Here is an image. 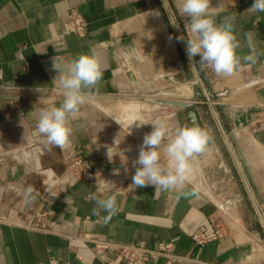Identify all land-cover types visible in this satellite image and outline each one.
<instances>
[{
  "label": "crops",
  "instance_id": "1",
  "mask_svg": "<svg viewBox=\"0 0 264 264\" xmlns=\"http://www.w3.org/2000/svg\"><path fill=\"white\" fill-rule=\"evenodd\" d=\"M253 2L211 0L217 23L236 16L239 54L249 52L244 34L253 35L257 59L242 62L230 77L200 64L218 96L213 100L204 84L207 99L201 101L211 108L216 102L236 106L224 109L225 119L214 113L223 147L209 133L206 151L198 154L202 163L196 176L211 193L191 177L183 191L198 189L199 197L177 199L179 189L155 192L153 186L131 185L135 171L126 169L115 145L99 134L113 130L125 142L141 143L152 125L136 124L157 119L166 122L169 133L174 131L169 115L156 114L154 104L141 95L171 90L176 85L171 79L186 77L184 66L194 80H180V85H198L199 56L190 60L187 54L189 21L180 13V0H0V264H126L114 254L98 256L81 241L68 240L80 234L149 247L172 242L174 252L184 257L173 264H264V13L249 11ZM69 8L84 16V35L63 34L61 16ZM93 46L101 52L103 77L71 122L72 143L63 149L51 146L34 135L38 110L62 102L60 73ZM133 50L135 55H126ZM127 69L135 82L128 81ZM106 111L125 119H113ZM74 156L89 161L93 182L64 181L66 160ZM29 186L30 204L23 196ZM93 192L101 198L116 196L119 211L107 223V213L92 214ZM220 197L225 200L217 203ZM36 210L43 213L46 229L30 228L16 218ZM211 219L219 221L222 235L194 244L191 231L209 227Z\"/></svg>",
  "mask_w": 264,
  "mask_h": 264
},
{
  "label": "clouds",
  "instance_id": "2",
  "mask_svg": "<svg viewBox=\"0 0 264 264\" xmlns=\"http://www.w3.org/2000/svg\"><path fill=\"white\" fill-rule=\"evenodd\" d=\"M180 5L181 15L189 21L186 31L190 35L186 49L190 60L199 56L202 66L211 68L218 76L226 77L238 71L242 62H256L257 50L251 33L244 34L248 54L241 55L238 52L241 42L235 30V15L225 16L217 23V13L211 7V0H180ZM248 10L264 13V0H254ZM126 55L131 57L135 52L133 50ZM103 72L101 52L95 46L75 56L67 69L59 75L62 102L59 105L49 104L38 110L34 135L45 138L47 144L60 149L70 145L73 136L71 122L78 118L81 107L89 101L91 90L102 79ZM42 90L46 89L37 88V92ZM146 124H151L152 130L145 133L138 157L132 161L135 174L132 176L131 185L137 189L153 186L155 192L179 189L177 199L198 198V189H183L193 173L192 159L207 149L210 139L207 131L199 126L185 125L177 127L175 133L169 135L166 122L160 119L152 122L139 121L136 127ZM107 157L112 161L109 148ZM164 160L166 163L162 162ZM99 191L104 192V186ZM32 193V187L25 189V203L32 202ZM89 199L96 205L92 210L93 215L99 217L102 211L107 213L103 217L105 223L119 211L114 195L101 198L93 192Z\"/></svg>",
  "mask_w": 264,
  "mask_h": 264
},
{
  "label": "built area",
  "instance_id": "3",
  "mask_svg": "<svg viewBox=\"0 0 264 264\" xmlns=\"http://www.w3.org/2000/svg\"><path fill=\"white\" fill-rule=\"evenodd\" d=\"M62 32L82 36L85 34L87 22L82 13L76 8H69L61 16ZM68 175L65 178L66 183H73L77 180L93 182L95 179L94 171L89 161L82 156H74L66 160ZM225 199L220 197L217 203H222ZM25 214H17L21 224L30 228L46 229L43 220V213L36 210L32 216L22 218ZM223 230L216 219H211L209 227L198 226L191 231L190 237L194 244L202 245L206 241L220 237ZM70 242L81 241L87 245L98 256L114 254L125 261L126 264H147L150 261L163 259L165 264H173L181 261L184 257L174 252L172 242H158L155 246L149 247L140 242L120 243L109 241L95 235H68ZM226 264V263H223Z\"/></svg>",
  "mask_w": 264,
  "mask_h": 264
},
{
  "label": "water",
  "instance_id": "4",
  "mask_svg": "<svg viewBox=\"0 0 264 264\" xmlns=\"http://www.w3.org/2000/svg\"><path fill=\"white\" fill-rule=\"evenodd\" d=\"M176 48L178 49V46L176 45ZM198 65V72H195V77L197 79L198 85H180V80H183V82L186 81H193L194 75L190 73L188 70L186 71L185 67V73L186 77L183 79H171L174 80L173 82L176 84L174 87L165 92L155 95H141V99L147 102H151L154 104V111L156 114H167L172 115L175 113L181 114L184 116L186 121L188 122L189 126H199L202 129L206 130L208 135L211 133L214 138L216 139L217 143L219 145H222L221 138L219 136V132L215 123V115L214 113H218L220 117H224L223 111L225 108L231 109L235 107L236 105H231L226 102H216L214 106L211 108L208 103H205L201 100L207 99L204 90V93L201 90L204 89V84L206 88L208 89L210 93V97L213 100H217L218 96L215 94L214 87L211 84V81L209 78H207L205 72L203 71L199 61H197ZM125 76L127 77L128 81L133 83L136 81V77L134 75V72L131 69H127L125 71ZM180 94L185 95L186 99L177 98L175 96H179ZM131 98V97H130ZM110 117H113V119H116L115 115H112L109 111H106ZM160 114V115H161ZM117 120V119H116ZM229 137L234 141V144L238 148V144L235 140V135L230 130ZM241 156V164L245 168L247 175L250 178V174L246 165V158L244 157L243 153L240 152ZM115 166L118 168L120 167V163H116ZM240 192L243 193L242 188L240 187ZM244 199H247L245 196ZM263 227H264V220H263Z\"/></svg>",
  "mask_w": 264,
  "mask_h": 264
},
{
  "label": "rangeland",
  "instance_id": "5",
  "mask_svg": "<svg viewBox=\"0 0 264 264\" xmlns=\"http://www.w3.org/2000/svg\"><path fill=\"white\" fill-rule=\"evenodd\" d=\"M169 117L171 118L170 119L171 123L173 122V124L174 123L176 124L174 131H171L169 135L174 134L177 127L185 126L187 124L181 114L175 113V114L170 115ZM99 135L105 138L106 140L108 139V141H111V143L115 145L116 151L119 153L120 158L122 159V161L124 162V165L126 166V169L130 171H135V167H133L132 161H134L138 157L139 146L142 144V142L141 143L125 142L122 136L118 135L116 131H113V130L101 131ZM200 160L201 159H199L198 155L192 159L191 163L193 166V173L191 177L196 176V174H198L197 171L199 170V164L202 163L200 162ZM162 162L166 163V160ZM205 190L208 193H211L209 188H205Z\"/></svg>",
  "mask_w": 264,
  "mask_h": 264
},
{
  "label": "bare ground",
  "instance_id": "6",
  "mask_svg": "<svg viewBox=\"0 0 264 264\" xmlns=\"http://www.w3.org/2000/svg\"><path fill=\"white\" fill-rule=\"evenodd\" d=\"M117 120H120V119H125L124 115L120 116V117H116ZM131 128V127H130ZM132 130V129H131ZM193 179L197 180L199 182V186L202 187V188H208L206 187V184H204V181L203 179L201 178V176H193ZM207 190V189H206Z\"/></svg>",
  "mask_w": 264,
  "mask_h": 264
},
{
  "label": "flooded vegetation",
  "instance_id": "7",
  "mask_svg": "<svg viewBox=\"0 0 264 264\" xmlns=\"http://www.w3.org/2000/svg\"><path fill=\"white\" fill-rule=\"evenodd\" d=\"M183 118H184V116H182ZM185 119V118H184ZM185 121H186V119H185ZM187 122V121H186Z\"/></svg>",
  "mask_w": 264,
  "mask_h": 264
}]
</instances>
